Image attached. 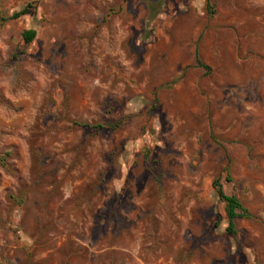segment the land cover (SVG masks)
Returning a JSON list of instances; mask_svg holds the SVG:
<instances>
[{
  "label": "rangeland",
  "instance_id": "rangeland-1",
  "mask_svg": "<svg viewBox=\"0 0 264 264\" xmlns=\"http://www.w3.org/2000/svg\"><path fill=\"white\" fill-rule=\"evenodd\" d=\"M0 264H264V0H0Z\"/></svg>",
  "mask_w": 264,
  "mask_h": 264
},
{
  "label": "trees",
  "instance_id": "trees-1",
  "mask_svg": "<svg viewBox=\"0 0 264 264\" xmlns=\"http://www.w3.org/2000/svg\"><path fill=\"white\" fill-rule=\"evenodd\" d=\"M27 13V9L22 10L21 12L13 14L10 18L6 20H14L20 16ZM5 20V21H6ZM36 37V32L34 30H27L22 34L23 41L25 44H30ZM93 129L103 130L104 126H95ZM226 181H230L229 178ZM215 192L218 199L224 204V211L226 218L228 220V225L225 229V232L230 236H235L237 234L235 221L238 219H252L253 215L242 205L240 200L235 195H228L223 190L222 184L219 179L214 182Z\"/></svg>",
  "mask_w": 264,
  "mask_h": 264
}]
</instances>
